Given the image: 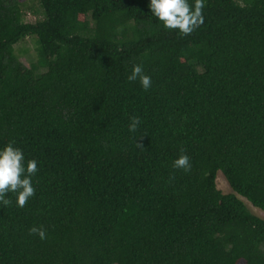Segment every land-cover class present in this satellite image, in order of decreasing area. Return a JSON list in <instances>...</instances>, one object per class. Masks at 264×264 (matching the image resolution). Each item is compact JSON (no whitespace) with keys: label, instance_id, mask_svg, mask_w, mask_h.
Wrapping results in <instances>:
<instances>
[{"label":"trees","instance_id":"16d2710c","mask_svg":"<svg viewBox=\"0 0 264 264\" xmlns=\"http://www.w3.org/2000/svg\"><path fill=\"white\" fill-rule=\"evenodd\" d=\"M24 1L0 0V146L38 171L23 207L0 205V264H264L239 198L264 211V0H206L187 35L148 0H37L34 22Z\"/></svg>","mask_w":264,"mask_h":264},{"label":"clouds","instance_id":"9594fccd","mask_svg":"<svg viewBox=\"0 0 264 264\" xmlns=\"http://www.w3.org/2000/svg\"><path fill=\"white\" fill-rule=\"evenodd\" d=\"M206 0H148L151 15L165 29H175L180 35L190 34L204 21L202 9ZM127 80L138 81L147 90L151 86V78L145 74L140 64H133ZM139 123L138 117H130L128 129L134 132ZM189 157L178 155L172 161V167L187 171L190 168ZM37 161L26 158L23 150L13 143L0 146V205L7 206L12 201L6 194L15 196V205L23 207L26 201L34 195L32 177L37 173ZM29 232L36 233L41 239L45 238L43 228L32 226Z\"/></svg>","mask_w":264,"mask_h":264},{"label":"rangeland","instance_id":"374dc122","mask_svg":"<svg viewBox=\"0 0 264 264\" xmlns=\"http://www.w3.org/2000/svg\"><path fill=\"white\" fill-rule=\"evenodd\" d=\"M242 3L241 0H237ZM23 6V19L26 22H34L37 19L42 18V9L37 0H25ZM36 38L34 35L26 36L14 44L13 49L18 59L26 66H29L36 59ZM42 69L41 71H43ZM216 187L222 193H231L232 190L229 187L226 179L220 171H217L215 177ZM248 210L254 215L264 219V211L250 204L247 200L240 197Z\"/></svg>","mask_w":264,"mask_h":264}]
</instances>
